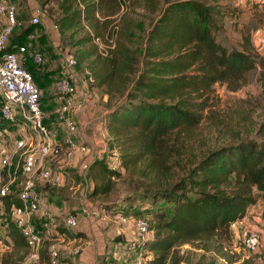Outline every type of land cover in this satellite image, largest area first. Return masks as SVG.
Returning <instances> with one entry per match:
<instances>
[{
  "label": "trees",
  "instance_id": "16d2710c",
  "mask_svg": "<svg viewBox=\"0 0 264 264\" xmlns=\"http://www.w3.org/2000/svg\"><path fill=\"white\" fill-rule=\"evenodd\" d=\"M214 1L215 4L206 0L168 1L159 9L158 0H147L146 9L151 14L158 13V17L147 32L141 55L131 52L120 38L109 57L98 56L94 60H104L95 87L104 90L112 108L107 114V147L110 153L117 151L119 168L110 167L107 153L91 164L92 197L108 194L112 178L139 165L144 166L146 175L168 176L172 170L170 159L178 154V148L171 144L172 134L200 124L210 108L216 85L236 92L248 73L264 67V57L252 44L253 27L249 24L244 26L235 46L219 40L216 17L222 8L217 6L219 0ZM101 2L107 0H62L60 7L67 14L62 26L80 27L85 22L95 29ZM31 32L28 29L15 42L23 41ZM93 37L88 36L85 42ZM124 76L132 84V91L122 94L126 88L116 80ZM112 94L121 99L114 107L110 105ZM258 133L260 141L241 140L207 153L176 182L145 193L141 197L146 200L143 207L127 204L125 216L146 219L151 238L129 252L124 247L128 241L118 236L115 244L123 247L122 253H141L145 264H181L179 246L229 235L231 226L258 203L264 217V120ZM0 203L7 214L12 204L20 205L9 198ZM104 207L111 210L114 206ZM0 239L14 248L25 246L13 223ZM43 256L40 250V257ZM107 256L118 264L112 254ZM3 263L10 264L7 260Z\"/></svg>",
  "mask_w": 264,
  "mask_h": 264
},
{
  "label": "rangeland",
  "instance_id": "374dc122",
  "mask_svg": "<svg viewBox=\"0 0 264 264\" xmlns=\"http://www.w3.org/2000/svg\"><path fill=\"white\" fill-rule=\"evenodd\" d=\"M19 1L20 3H16L18 5L16 7L20 26L16 28L10 40L12 42L18 41V38L28 29L33 30V36L38 40L42 37L41 29L46 25L51 34L59 37L60 48L63 53L74 57L77 74L81 79H85L84 82L90 88L95 87L98 69L102 70L99 67L100 64L104 63L102 59L97 63H94V60H98V56L101 58L109 57L118 42H120V38L131 52L141 55L145 47L147 32H149L151 25L158 17V13L151 14L146 9L147 0H115L114 2L107 0V2L99 4V11L96 13L98 24L95 29L85 22H82L80 27L64 28L61 22L67 14H64L60 7L62 0ZM168 1L181 0H158L159 9H163ZM206 2L215 4L214 0H206ZM35 6H40L45 11L43 22L38 26L30 24L31 12ZM217 6L222 8L216 17L218 24H220L219 40L229 46H235L240 39L244 26L249 24L253 27V30H251L252 44L258 53L264 57V44H259L257 40L260 33L264 38V0H219ZM53 26H57L58 29L54 31ZM112 32L114 35V48L108 50L107 56L100 55L93 39L90 42H85V38L88 36L90 38L97 36L104 41L105 36ZM104 44H107V42H104ZM92 52H94V55H92ZM57 54L58 51L53 50L52 57H56ZM129 78L133 80L134 76L131 75ZM119 79L116 80L119 86L123 85L126 88L123 89L122 94L132 91V84L127 81L126 76ZM101 90L104 92L103 89ZM111 96L113 97L110 103L112 107L121 102L118 95L112 94ZM42 103L43 101L40 99V104L42 105ZM263 120L264 67L258 66L247 74L244 83L236 92L229 91L225 86L216 85L210 108L204 112L200 124L187 131L176 130L172 134L171 144L173 148H178V154L170 159L172 170L168 176L146 175L143 172L144 166L139 165L135 169L123 172L119 178H112L110 182L111 191L108 194L92 197L94 182L90 177V169L79 170L80 161L76 164L71 163L72 157L70 156V160L68 153L65 152L61 153L58 158L52 157L50 162L48 160V166L61 174L62 183L59 186H50L44 183L37 184L38 186L42 185L40 189L43 190V196L55 211L53 213L52 210L47 209L53 215L79 216L75 209L72 210L73 202L79 201V198L86 193V199L93 210L90 214H98L94 216V221L98 224L99 231L102 232L101 237H97L99 245L96 252L94 253L91 242L93 239L83 238L71 243L72 239L75 238L74 232L77 230V225L76 229L71 231L63 227L57 229L51 240L44 242L41 248L44 256L43 258L40 257L38 261L27 259L28 251L25 246L14 248L0 239V242L5 245L4 248L0 244V263L4 264V260H7L10 264H49L48 247L49 245H55L58 252H60V264H99L101 262L115 264L107 254H112L111 258L113 259L121 258L117 253L113 254L111 247V245H116V239L121 231L118 228L119 232H115L114 229L110 233L107 232L109 231V224L116 215L118 217L126 215L128 212L127 204L134 203L135 208L143 207L146 200L141 197L145 193L164 189L176 182L185 175V172L191 168L193 163L211 151L236 145L241 140L260 141L258 129ZM111 152L107 153L110 154V157L112 154H117L116 150ZM63 154H66L65 157ZM62 159H64V167L57 170L56 160ZM71 187H77L74 195L70 191ZM106 205L114 207L108 210L104 207ZM2 208L4 209V207H0L1 212ZM102 210L104 211L100 212ZM261 210L262 208L258 204L250 208L242 220L231 226L230 234L225 237L201 239L179 246L177 254L183 259L181 264H264V217ZM11 223L12 221L7 213L2 214L0 236L6 234V226ZM63 229H66V231H61ZM244 229H252L260 236V249L256 255L248 254L243 249L241 234ZM149 236L151 237V233L148 234V238ZM139 240L138 236L137 242ZM90 244L93 248L92 253L89 252ZM118 259V264H129V262L121 263Z\"/></svg>",
  "mask_w": 264,
  "mask_h": 264
},
{
  "label": "built area",
  "instance_id": "2783aa9c",
  "mask_svg": "<svg viewBox=\"0 0 264 264\" xmlns=\"http://www.w3.org/2000/svg\"><path fill=\"white\" fill-rule=\"evenodd\" d=\"M44 16L43 8L35 6L31 12L30 24L40 25ZM19 26L16 4L12 0H0V201L4 198H9L10 202L19 201V206H10L7 215L25 241L27 259L38 261L44 242L50 241L57 229L63 227L74 230L78 225L77 216L53 215L42 203L37 184L59 186L62 183L61 174L51 169L47 162L52 157H58L64 147L80 152H90V149L78 146L69 136L60 143L52 139L40 104V90L34 83L32 73L24 65V62L31 60L36 66H40L43 58L33 51V34L26 35L18 43L10 40ZM52 29L56 31L58 28L53 26ZM113 38V32L107 34L104 41L99 37L93 38L100 55L107 56L108 50L114 48ZM257 40L259 44H264L261 33ZM59 64L61 77L55 81V89L64 98L56 118L64 124L67 134L73 135L77 131L78 118L74 112L72 97L80 85V77L72 55L63 53ZM18 123H21V135L18 136V130L9 134L13 127H18ZM115 156L116 154H112L108 157L113 170L119 168ZM87 168L82 166L81 170L85 171ZM2 206L0 203V207ZM2 214H5L3 208L0 211V223ZM130 220H133L140 240L128 242L124 246L129 252L135 250L138 243L148 240L150 234L148 221L144 218L131 219L121 215L117 218V225L126 226ZM241 237L243 249L248 254L256 255L261 243L259 234L252 229H244ZM0 244L5 248L3 243ZM48 259L49 264H60L55 245H49ZM134 261L135 264H145L141 253L135 255Z\"/></svg>",
  "mask_w": 264,
  "mask_h": 264
},
{
  "label": "crops",
  "instance_id": "0c3cea01",
  "mask_svg": "<svg viewBox=\"0 0 264 264\" xmlns=\"http://www.w3.org/2000/svg\"><path fill=\"white\" fill-rule=\"evenodd\" d=\"M15 4H19V0H12ZM16 4V5H17ZM18 6V5H17ZM43 22V19H42ZM41 22V24H42ZM42 37L38 40L35 39L34 52L42 55L43 64L40 66H36L31 60H27L24 62L25 68L32 72L34 83L40 90V99L43 101L41 107L43 110L44 118L46 125L50 131V135L52 139L60 143L64 138H67L70 135L67 134V129L64 124L57 121V111L61 104L63 103V96L58 94L55 89V81L61 77V68L59 64V58L63 54V51L60 48V39L58 36L53 35L49 32L48 27L46 25L43 26ZM33 34V30L31 32ZM57 47V48H56ZM42 49V50H41ZM57 50L58 54L56 57H52L53 50ZM80 77V76H79ZM80 85L77 89L76 94L72 97L74 102V112L77 115L78 125L77 131L70 138L72 141L78 146L83 145L87 146L90 149V152H80L77 150H72L71 148L64 147L62 148L61 153H68V158L72 157L71 163L76 164L80 161L79 170L82 166H86L88 168L91 167V164L95 160H100L103 156L108 152L107 143L109 141V135L106 129L107 125V114L112 110L107 104V96L102 92V90L98 87H89L86 85L84 80L80 78ZM21 123H18V127H13L9 134H14L18 130V136L21 135L20 132ZM67 134V135H66ZM60 153V155H61ZM66 154H63L65 157ZM59 157V156H58ZM57 157V158H58ZM56 158V157H54ZM51 159H49L50 162ZM71 160V158H70ZM57 170L63 168L64 159L57 161ZM48 163V162H47ZM70 163V162H69ZM68 164V162H67ZM49 165V163H48ZM79 173V171H78ZM40 184V183H39ZM42 185H37V191L40 194L42 203L44 206L53 211L54 209L50 207V205L46 202V199L43 196V190L40 189ZM80 186V185H79ZM78 186V187H79ZM77 187H71L70 191H72V195L75 194V190ZM87 188V187H86ZM72 203V202H71ZM262 208L261 203H258ZM76 210L79 216L78 219V227L74 234L82 233V236H79L80 239H72V242L76 240H81L83 238H89V240L93 239L92 244L94 247V253L96 252L97 246L99 245L97 242V237H101V233L99 231V226L94 221V216H97V213H92V207L90 206L88 200L86 199V193L79 198V201L73 202L72 210ZM104 210L100 211L103 212ZM93 220H92V218ZM118 216L114 217V220L109 224L110 233L112 229L115 232L121 231L118 234L124 241H134L137 242V234L136 229L133 225V220H130L128 225L120 227L117 225ZM94 223V224H92ZM76 229V228H75ZM123 229V230H122ZM71 231V230H69ZM55 235V234H54ZM53 235V236H54ZM105 235V234H104ZM148 238V237H147ZM151 237L149 236L148 239ZM71 240V239H69ZM92 244H90L89 252L92 253L91 250ZM113 254L117 253L121 258H117L121 263L131 262L135 259V255L133 253L123 254V247L119 245H111ZM60 254V252H59ZM114 256V255H113ZM116 257V256H114Z\"/></svg>",
  "mask_w": 264,
  "mask_h": 264
}]
</instances>
